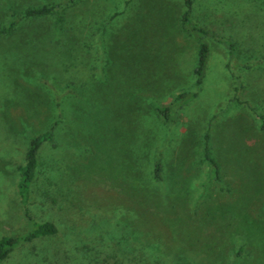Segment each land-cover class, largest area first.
Returning a JSON list of instances; mask_svg holds the SVG:
<instances>
[{
    "label": "rangeland",
    "instance_id": "374dc122",
    "mask_svg": "<svg viewBox=\"0 0 264 264\" xmlns=\"http://www.w3.org/2000/svg\"><path fill=\"white\" fill-rule=\"evenodd\" d=\"M57 1L0 0V236L25 229L15 166L54 121L27 208L57 228L0 264H74L92 232L119 264H264V0L195 1L214 29L199 86L183 0H75L59 21L23 16ZM179 89L196 95L165 122L155 105ZM207 129L216 169L201 158Z\"/></svg>",
    "mask_w": 264,
    "mask_h": 264
},
{
    "label": "trees",
    "instance_id": "16d2710c",
    "mask_svg": "<svg viewBox=\"0 0 264 264\" xmlns=\"http://www.w3.org/2000/svg\"><path fill=\"white\" fill-rule=\"evenodd\" d=\"M73 1L75 0H59L50 4H42L38 7L26 8L23 12V16L29 17L54 13L57 14V21H59L61 20V7ZM195 1L196 0H183L184 8L179 16V26L185 35L197 38L199 42L197 59L193 68V85L199 86L204 76L206 62L210 52V47L204 37L207 35L213 36L214 29L213 26L207 24L208 22H204L195 15ZM15 21L16 18L13 17L8 26H13ZM253 63V61L245 60L241 62V65L244 68H250ZM195 95V91L179 89L172 95L167 103L155 105V111L165 122H175L182 117L179 109L186 102L194 98ZM256 117L259 129H264V114L256 113ZM54 123L55 121L46 129L29 136L24 162L15 166L18 173L16 184L17 194L26 226L25 229L19 233L3 234L0 236V262L9 252L22 243L39 236L54 234L57 231L56 225L52 221H36L30 215L27 208L29 185L33 180L37 167L36 153L42 142L52 140ZM201 158L216 169L217 163L211 154L208 129L202 136ZM161 172V153L158 151L153 161L152 173L155 178L160 180ZM90 235L91 239L87 245L84 244L83 241L75 243L69 254V261L71 263L74 262V264H119L117 257L109 254L110 242L105 238L101 239L95 232H92ZM175 264H191V261L189 259H182Z\"/></svg>",
    "mask_w": 264,
    "mask_h": 264
}]
</instances>
